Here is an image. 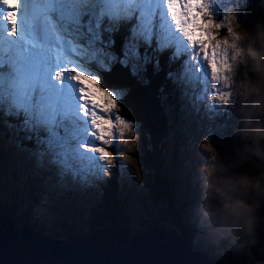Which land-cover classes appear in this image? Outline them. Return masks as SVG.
Segmentation results:
<instances>
[{
    "label": "snow or ice",
    "instance_id": "6c2138e0",
    "mask_svg": "<svg viewBox=\"0 0 264 264\" xmlns=\"http://www.w3.org/2000/svg\"><path fill=\"white\" fill-rule=\"evenodd\" d=\"M233 12L250 23L264 16V0H0V137L7 129L61 187L129 171L117 144L139 135L140 124L117 113L129 89L101 84L117 65L144 84L164 72L183 107L231 119L215 101L228 99L218 81L234 45L220 37L236 38L225 23ZM204 139L219 150L228 137L218 143L209 129ZM256 231L260 244L249 250L264 261V222Z\"/></svg>",
    "mask_w": 264,
    "mask_h": 264
},
{
    "label": "rangeland",
    "instance_id": "374dc122",
    "mask_svg": "<svg viewBox=\"0 0 264 264\" xmlns=\"http://www.w3.org/2000/svg\"><path fill=\"white\" fill-rule=\"evenodd\" d=\"M93 91L97 90L93 88ZM172 103L173 107L177 108L176 111H172V117L179 119V117L182 116L184 117V119L182 118L180 119V121L176 120V122L170 120L172 123L169 124V132L167 133L169 135L168 137L166 136L167 143H164V149L166 148L165 157L171 159V157L173 156L172 160L174 163V165H172L171 168L168 170V173L172 172L173 177V182H171V200L174 201L173 204L176 208L184 206L182 210L180 209L181 212H179L180 214L178 215V220L181 221L184 227H186L190 231L189 233L191 236V241L193 243V248H195V250L205 252L207 254L223 252L222 249L228 246L230 249V247L236 244V242L242 239V237L236 235H228L224 238H213L209 235L208 231L200 225L199 221L192 214L191 210L198 204L201 195L200 184L198 180V171L207 160L201 159L200 157L194 154L190 142L193 140H198V143L195 145V152L203 153L204 156L208 157V153L204 152L201 149V145L205 141L204 137L209 134V129H211L213 139L216 140L218 143L225 136L228 137V140L224 142V146L221 147L219 150L217 148L216 149L220 153L229 151L233 146V131L238 127L237 117L235 115L234 109L230 106L232 109L231 119H228L224 114H221L220 116L216 117L215 120L210 121L207 116H205L203 113V106L201 108V113L197 115L190 108L188 112L187 107H183L185 102L181 100L180 96H177L175 102ZM220 107L221 109L225 108L222 106ZM184 127L188 129L190 128L188 140H185L184 136L181 134L186 132L183 130ZM179 132V141H176ZM125 135L127 136V133H125ZM146 140H148V135L145 131L143 132L141 127L139 128L138 136L134 138L129 137V144H119V140H117V144L119 145V147L124 149L127 155L129 156L128 160H123L121 158V163L125 164L129 171L121 172L118 167L115 168L119 171L118 178L122 189V194L120 196L121 203H123L121 204V211H123L124 216L127 215V218H129V214L131 216L130 218L132 219V221H130L129 223L130 226H125L130 228V232L132 235L140 231H136V229L138 228V221L136 220V218H138V216H140L143 211V207L141 206L139 201L143 197L148 196V193L149 195L151 194L150 192L147 193V190L143 184V167L139 161L142 155L140 152L141 146L142 143H144ZM207 141L209 142V144H212L211 140ZM165 144H167V146H165ZM4 145H6L5 142ZM10 146H12V156L10 157V159L16 160L14 162L8 160L5 163V167L7 168L5 169V172L2 173L6 181V184L4 186V193H8L9 190L16 189L15 185L21 184V182L17 184L16 181H13L12 183L9 177V172H7L8 169H10V171H14L15 169H17L22 182H25L28 177L30 178L32 184L31 197L36 200L34 202L31 201V197H29L25 192L24 188L20 186L19 197L15 202V205L17 206L18 210L23 211L26 207L30 208V221L32 223H35L39 228L44 229L46 233L50 234L51 232H53V230L56 228V216L60 215L68 217L65 219L67 221V224L65 223L66 225L64 226L67 229H70V227L73 225L72 216L74 212H66L64 210L63 197L72 192L73 197L76 196V199H78V201H81L80 189L82 187H80L78 184L71 183H69L67 187L59 186L57 184L56 177L54 176V174L49 171H45L43 169L38 168L34 160L28 155L27 152L21 151L16 147V141H10L7 144V149H9ZM108 150L112 152V149L110 147L108 148ZM113 155H115V153H113ZM28 167L30 168L29 172H27ZM115 168H111L108 174L103 176L102 180H96L93 182L92 186L87 187L90 189V193L88 195L92 196V199L94 201L91 204L89 199H84L83 203L80 206L76 207V209L79 210L77 214H81L83 216L82 219H84L87 210L100 199L101 186L105 185V183L109 179L107 178L109 177V173L115 171ZM34 173H36L35 177L33 176ZM153 190L156 192H160L161 187H153ZM156 192H154V195H156ZM54 207L57 208V210H54L57 211L60 215L53 214L51 208L53 209ZM72 210H74V207H72ZM158 210L159 209L155 210L151 208L150 217L155 218L158 215ZM110 211L111 209H109V213ZM39 212H42L43 216H45L43 219L44 221L42 222L38 220V217L41 218L39 216ZM88 219L90 218H87L86 221L78 220V223H76L77 225L75 227V231H83V233L81 234H76L77 236L87 235L88 233L93 232L95 229L100 228L99 226L101 225H98L96 227L94 226L92 231L87 232L88 228L86 227L88 226ZM244 239L245 238L243 237L242 240ZM241 242L242 243H239L238 245H243L244 242Z\"/></svg>",
    "mask_w": 264,
    "mask_h": 264
},
{
    "label": "clouds",
    "instance_id": "9594fccd",
    "mask_svg": "<svg viewBox=\"0 0 264 264\" xmlns=\"http://www.w3.org/2000/svg\"><path fill=\"white\" fill-rule=\"evenodd\" d=\"M225 23L236 38L220 37L234 47L226 79L218 81L228 99L215 102L234 109L238 127L227 152L207 140L201 145L208 159L198 171L201 195L193 214L213 238L254 240L257 217L264 218V16L245 23L233 12ZM237 251L248 257L246 264H264L244 245Z\"/></svg>",
    "mask_w": 264,
    "mask_h": 264
},
{
    "label": "trees",
    "instance_id": "16d2710c",
    "mask_svg": "<svg viewBox=\"0 0 264 264\" xmlns=\"http://www.w3.org/2000/svg\"><path fill=\"white\" fill-rule=\"evenodd\" d=\"M103 76L104 80L101 84L107 85L110 88L123 87L129 89V93L124 98L123 102H119L120 112L122 111L121 114L126 120L139 123L143 132L145 131L148 135V140L142 143L140 151L142 155L139 161L143 167V184L147 190V193L150 192L151 194L149 195L148 193V196L143 197L139 201L143 207V211L140 216L136 218L138 221V228L136 231L152 227L157 224H167L178 229L182 236L191 240L189 233L190 231L184 227L181 221L178 220V215L180 214L179 212H181L184 206L176 208L173 204L174 201L171 200V182H173V177L172 172L168 173V170L172 165H174V163L172 160L173 156L171 159L165 157L166 148L164 149V143L167 141L166 119L168 120V114L172 113V102H175L176 97L178 96V94H175V92H177L175 89L176 87L170 81L165 79L164 72H161L158 76H150V82L148 84H144L131 78L127 74V71L118 65L112 70L111 73H103ZM161 88L164 89L163 92H161ZM14 138L15 137L11 136L7 129L4 130V135L2 138H0V213L9 214L20 226H25L34 230L39 233L42 238L48 240L54 238L64 239L71 234L76 235L78 233H83V231H75V227L77 225L76 223H78V220L86 221L87 218H90L87 222V232L92 231L94 226H102L109 222H121L124 225L130 226L129 223L132 221L130 214L129 218H127V215L124 216L123 211H121V204H123L121 203L120 199L122 189L120 183L118 182V172L111 174L110 180H108L105 185L101 186V200L95 202V204L87 210L84 219H82L83 216L81 214H77L79 210L76 209V207L80 206L84 199H89L92 204L94 200L92 199V196L88 195L90 193V189L87 187L80 189L81 201H78L76 196L73 197L72 192L63 197L64 210L66 212H74L72 216L73 225L70 227V229H67L64 226L67 224L65 219L68 217L58 214V212L55 211L57 210L56 207L53 209L51 208V211H53V214H58L60 216H56V228L53 230V232L50 234L46 233L44 229H41L35 223H32L30 221L31 209L26 207L23 211H19L15 205V202L19 197L20 186L23 187L27 195L31 197L32 184L30 178L28 177L25 182H22L17 169L14 171H10V169H8L7 172H9L11 182L13 183V181H16L17 184L21 182V184L15 185L16 189L9 190L8 193H4L6 181L2 173H4L5 169L7 168L5 167V163L8 160L11 162L16 160L10 159L12 156V146L7 149V144L10 141H16V138ZM4 142L6 145H4ZM26 146L31 147L30 144H26ZM165 146H167V144H165ZM29 170L30 168L28 167L27 172H29ZM33 176L35 177L36 173H34ZM153 187H161L160 192L154 191ZM154 192H156V195H154ZM30 200L33 202L36 201L32 197ZM72 207H74V210H72ZM151 208L155 210L159 209L157 213L158 217H150ZM109 209H111L110 213ZM244 238L245 239L242 240V237V239L231 246L230 249L228 246L222 249V251L224 252L227 250H232L239 243H242L241 241L244 242V246L249 245L251 243V239L246 237Z\"/></svg>",
    "mask_w": 264,
    "mask_h": 264
},
{
    "label": "water",
    "instance_id": "95a60500",
    "mask_svg": "<svg viewBox=\"0 0 264 264\" xmlns=\"http://www.w3.org/2000/svg\"><path fill=\"white\" fill-rule=\"evenodd\" d=\"M261 222L264 218L258 215L256 227ZM99 227L84 236L46 240L0 213V264H246L248 259L237 251L240 245L215 254L195 250L191 240L165 224L134 235L121 222ZM259 244L256 231L245 248L255 251Z\"/></svg>",
    "mask_w": 264,
    "mask_h": 264
},
{
    "label": "bare ground",
    "instance_id": "6f19581e",
    "mask_svg": "<svg viewBox=\"0 0 264 264\" xmlns=\"http://www.w3.org/2000/svg\"><path fill=\"white\" fill-rule=\"evenodd\" d=\"M44 239V238H43ZM47 240V239H46ZM53 240H56V239H53Z\"/></svg>",
    "mask_w": 264,
    "mask_h": 264
}]
</instances>
